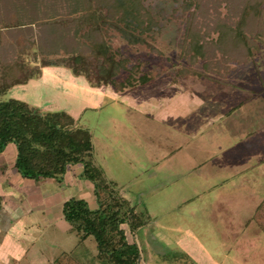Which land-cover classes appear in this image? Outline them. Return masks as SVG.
Instances as JSON below:
<instances>
[{
	"label": "rangeland",
	"instance_id": "rangeland-1",
	"mask_svg": "<svg viewBox=\"0 0 264 264\" xmlns=\"http://www.w3.org/2000/svg\"><path fill=\"white\" fill-rule=\"evenodd\" d=\"M137 1L145 31L132 42L116 27L135 20L120 15L130 0H0V80L14 62L16 76L38 78L44 62L94 86L111 57L124 82L154 75L123 89L101 84L113 93L98 105L64 96L50 111L89 131L94 164L145 219L137 231L146 264H264V0ZM236 30L250 39H234ZM251 95V109L227 115ZM134 96L146 101L135 106ZM12 97L11 88L0 103ZM11 144L0 151V264H32L42 247L50 258L62 250L32 224L56 218L53 202L72 197L95 208V185L70 170L29 184ZM149 238L165 254L151 256ZM73 255L106 264L88 245Z\"/></svg>",
	"mask_w": 264,
	"mask_h": 264
},
{
	"label": "trees",
	"instance_id": "trees-1",
	"mask_svg": "<svg viewBox=\"0 0 264 264\" xmlns=\"http://www.w3.org/2000/svg\"><path fill=\"white\" fill-rule=\"evenodd\" d=\"M254 8L257 9V6ZM144 12L137 0H130L129 6L127 5L120 15L123 17L129 15L135 20L133 22L126 19L116 20L118 30L132 42L142 37L145 31L137 18ZM260 12L264 18V9ZM233 32L235 34L233 38L236 40L248 38L244 32L237 30ZM98 48L102 53H106L105 43L99 44ZM74 59L78 57L75 56ZM110 60L112 68L106 69L107 71L102 68V71L108 74L100 75V80L94 83L95 86L109 84L123 89L137 84H149L155 78L154 75L143 73L139 77H131L129 82H124L129 76L119 79L114 70L117 69L114 57ZM118 63H122L121 60ZM50 64L43 62L38 65V70ZM19 67L21 66L14 62L12 66L11 64L9 67L5 66L6 69L2 68L0 94L15 85L27 82V76L15 75ZM9 143L16 145L15 166L24 177L60 179L70 165L81 164L82 177L90 179L95 185L98 206L93 209L82 198L72 197L66 200L63 213L71 225V231L79 236V244L93 236L96 241L97 257L106 264H140L141 250L136 242L128 239L126 230L127 227L133 232L138 230L144 225L145 219L94 164V146L87 129L77 126L68 112L44 110L12 97L0 103V151ZM2 206L3 198L0 195V210ZM55 263L83 264L70 252H62L56 257Z\"/></svg>",
	"mask_w": 264,
	"mask_h": 264
},
{
	"label": "crops",
	"instance_id": "crops-1",
	"mask_svg": "<svg viewBox=\"0 0 264 264\" xmlns=\"http://www.w3.org/2000/svg\"><path fill=\"white\" fill-rule=\"evenodd\" d=\"M41 71V75L38 78L30 79L29 81L25 83H21L18 85H15L12 88L13 95L17 99L24 100L32 105H36L47 110H55L60 109V107L65 106L67 101H63L61 98L64 96L67 97H73V96H81L86 100L92 99L93 103L98 105L97 103L100 102V98L104 94H112V87L111 86H93L83 76L74 77L72 72L68 70L67 68H64L59 65H46L43 66ZM55 81V82H54ZM53 82L56 84V87L50 88L49 83ZM34 88L33 94L38 92L36 98L32 99L29 98V90L31 88ZM34 96V95H33ZM141 96V95H140ZM86 97V98H85ZM135 97V96H134ZM138 98V97H135ZM141 98V97H139ZM137 99L134 103L135 106L140 107V103H143L145 100L143 99ZM254 98V95H251L249 97V100H244L243 103L240 102L238 106L233 108L232 110L227 112V115H230L238 110H241L243 108L245 109H251L250 107H246V104L250 99ZM64 102V103H62ZM101 104V103H100ZM66 110H69V112H72V107H65ZM63 108V109H65ZM74 115L76 112H72ZM238 114V112H236ZM77 116V115H75ZM11 144V143H10ZM11 145H14L16 148V145L13 143ZM16 154H17V148L15 149V157H14V165L16 160ZM71 167V168H70ZM68 170L73 172L75 175H78L79 177H82L83 172V166L81 164H72L68 167ZM67 170V171H68ZM54 179V178H52ZM36 179H28L27 182L29 184L36 183ZM124 195V194H123ZM97 201V200H96ZM64 201L61 202H53V207L56 208L55 211H58L56 218L51 219L49 222H36V224H32V228L34 230H38L41 232H51L48 234L47 239L48 243L58 246L59 248H62V250L57 253L56 255L48 256V253L46 251L45 247H42L40 251L42 252L39 257H36V261L32 264H56L55 259L58 255H60L62 252H70L71 254H75V251L79 249L80 247L84 246L87 247V245L90 248L95 249L96 257H97V247H96V241L93 242V240L89 236L83 243L79 244V236L76 232L71 231V225L70 223L65 219L64 213H63V205ZM51 203V204H53ZM89 204V203H88ZM91 207V205L89 204ZM98 206V203H97ZM97 206L95 208H97ZM93 208V207H91ZM94 209V208H93ZM2 213V211L0 212ZM60 225V226H59ZM4 228L10 227L9 225L3 226ZM59 228V229H58ZM141 229V228H139ZM127 237L130 241H134L138 244L140 250H141V261L140 264H146V259L142 256V241L141 237L138 234V231H130L127 227ZM151 238L146 240V243L149 245ZM151 241V240H150ZM152 245L149 247L151 248V256L156 257L157 255H162L163 252L161 246H158L154 241L151 242ZM34 245H32L33 247ZM31 247V248H32ZM30 249H26V247H21V250L19 252L21 257H27ZM81 254V253H80ZM74 256V255H73ZM78 256V255H77ZM75 257V256H74ZM79 257V256H78ZM77 258V257H76ZM98 258V257H97ZM152 258V257H151ZM157 258V257H156ZM78 259V258H77ZM80 259V260H79ZM79 261H83L81 257H79ZM84 264V262H82Z\"/></svg>",
	"mask_w": 264,
	"mask_h": 264
}]
</instances>
